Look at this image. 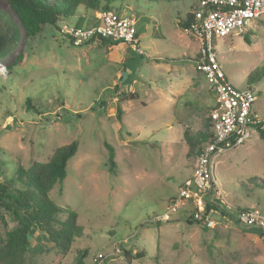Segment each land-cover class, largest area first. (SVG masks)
<instances>
[{
  "label": "rangeland",
  "instance_id": "rangeland-1",
  "mask_svg": "<svg viewBox=\"0 0 264 264\" xmlns=\"http://www.w3.org/2000/svg\"><path fill=\"white\" fill-rule=\"evenodd\" d=\"M197 2H115L114 10L137 19L140 54L110 40L71 44L60 28L93 22L95 11L84 4L57 25L27 36L8 0H0V28L17 40L0 58V181L15 176L19 165L48 162L59 146L79 144L63 183L48 194L78 214L83 233L63 253L25 211L31 245L21 264H93L99 253L107 256L103 264H264V229L225 224L218 212L212 215L217 228L187 222L183 210L167 221L157 219L191 173L184 164L191 167L215 104L204 74L196 69L198 43L179 27ZM252 26L244 34L217 38L214 46L228 80L238 89L255 90L253 109L264 116V14ZM20 53L25 60L14 62ZM257 72L260 80L251 81ZM175 77L191 78L179 82L184 92L178 96L169 87ZM130 92L138 98L124 100ZM118 105L123 122L116 116ZM185 131L194 145L191 153ZM105 142L115 148L113 170ZM214 164L231 205L264 210V139L257 130L245 143L218 154ZM6 220L0 238L15 228L9 216ZM114 243L121 251L109 255ZM137 253L144 256L136 258Z\"/></svg>",
  "mask_w": 264,
  "mask_h": 264
},
{
  "label": "built area",
  "instance_id": "built-area-1",
  "mask_svg": "<svg viewBox=\"0 0 264 264\" xmlns=\"http://www.w3.org/2000/svg\"><path fill=\"white\" fill-rule=\"evenodd\" d=\"M191 14L185 30L198 43L196 69L204 74L215 94V104L209 114L211 136L194 155L192 173L171 196L168 210L157 219L168 220L171 213L183 210L199 225L216 228L219 225L212 215L218 212L220 222L225 224L264 229V210L257 205L240 209L231 205L224 198L214 174L218 154L245 143L254 129L258 132L259 127L264 128V116L253 109L257 99L255 90L238 89L228 80L214 42L233 32H248L253 27L252 22L264 14V0H199ZM95 17L96 22L81 26L62 23L61 34L75 46H82L90 39H109L127 43L140 54L144 53L139 47L135 16L112 9L96 11ZM120 251L119 245L114 243L109 255ZM106 257L99 253L93 264H103Z\"/></svg>",
  "mask_w": 264,
  "mask_h": 264
},
{
  "label": "trees",
  "instance_id": "trees-1",
  "mask_svg": "<svg viewBox=\"0 0 264 264\" xmlns=\"http://www.w3.org/2000/svg\"><path fill=\"white\" fill-rule=\"evenodd\" d=\"M119 1L120 0H54L50 2L49 0H8L22 22L27 36H36L42 33L47 25H57L62 17H70L79 3L84 4L87 8L96 12L112 10L114 3ZM191 18V12L187 13L186 18L179 21V27L185 30ZM96 21L97 19L95 17L93 22ZM84 24L89 23H84L83 20L82 22L79 21L76 23L77 26ZM245 40L250 42L247 36ZM98 41L103 44H108L107 41H109V39H101ZM16 42L15 35H9L0 28V58L6 56L10 51V47ZM93 42H95V40L90 39L83 45ZM24 60L25 56L20 53L14 59V62H23ZM260 78L261 74L257 72L256 76L253 77L251 81L256 82L260 80ZM135 98H138V95L135 92H130L124 100ZM27 105L29 108H34L30 99L27 100ZM122 112L121 106L118 105L116 116L123 122ZM208 121L209 127L206 128L205 132L199 133L202 142L197 146L195 154L198 153L202 143L206 142L211 136L209 116ZM258 133L259 136L264 139V128L259 127ZM184 136L187 143L190 145L188 153H191L194 145L190 133L185 131ZM105 146L108 149L110 169L113 170L116 167L115 148L108 142H105ZM78 147L79 144L76 140L59 146L48 162H34L29 168H24L22 165H19L15 176L8 180L0 181V226L7 227L8 221L6 220V216H9V218L16 223L14 229L6 230L5 237L0 238V263L21 264L24 254L31 245L30 232L32 226L25 217V211H31L33 213L38 221L39 229L51 237L63 253H67L70 250L75 236H79L83 233V228L77 223L78 214L69 208L58 205L48 194L56 184L63 183L67 175L68 161L76 154ZM237 208L240 209L242 207ZM60 213H66L67 217L63 220H59L56 217ZM187 213V222L198 224L197 221L190 218L189 212ZM56 223L59 224V227L55 226ZM125 256H131V252L125 251ZM143 256L142 253H137V255H135L136 258H141ZM81 263V260H79L78 264Z\"/></svg>",
  "mask_w": 264,
  "mask_h": 264
},
{
  "label": "crops",
  "instance_id": "crops-1",
  "mask_svg": "<svg viewBox=\"0 0 264 264\" xmlns=\"http://www.w3.org/2000/svg\"><path fill=\"white\" fill-rule=\"evenodd\" d=\"M139 33V31H138ZM122 45L124 46H127L128 44L127 43H124V42H121ZM131 48V47H130ZM196 55H197V52H196ZM183 77H175V78H169V87L170 89L172 90L171 93L175 96H178V94H181L183 93L184 91H179L180 87H181V84L179 83L180 81L184 80V83L187 81L188 83L191 81V78H184L182 79ZM173 79H175L176 81H173ZM177 87V90L175 89ZM210 87V86H209ZM211 89V88H210ZM212 90V89H211ZM177 91V92H175ZM214 93V91L212 90V94ZM215 96V94H213V97ZM215 98V97H214ZM184 168L185 170L187 169H191V173H192V168H193V162L191 160V167L187 166L186 164H184ZM189 173V175L191 174ZM182 183V182H181ZM180 186V185H179Z\"/></svg>",
  "mask_w": 264,
  "mask_h": 264
},
{
  "label": "bare ground",
  "instance_id": "bare-ground-1",
  "mask_svg": "<svg viewBox=\"0 0 264 264\" xmlns=\"http://www.w3.org/2000/svg\"><path fill=\"white\" fill-rule=\"evenodd\" d=\"M88 42V41H87Z\"/></svg>",
  "mask_w": 264,
  "mask_h": 264
},
{
  "label": "clouds",
  "instance_id": "clouds-1",
  "mask_svg": "<svg viewBox=\"0 0 264 264\" xmlns=\"http://www.w3.org/2000/svg\"><path fill=\"white\" fill-rule=\"evenodd\" d=\"M119 43V42H118Z\"/></svg>",
  "mask_w": 264,
  "mask_h": 264
}]
</instances>
